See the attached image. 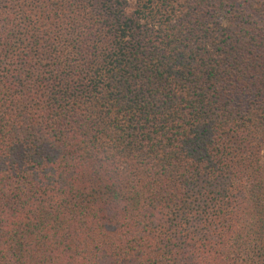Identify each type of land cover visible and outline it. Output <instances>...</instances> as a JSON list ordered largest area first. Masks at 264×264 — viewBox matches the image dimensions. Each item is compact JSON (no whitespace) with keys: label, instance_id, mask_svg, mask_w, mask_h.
Returning <instances> with one entry per match:
<instances>
[{"label":"trees","instance_id":"1","mask_svg":"<svg viewBox=\"0 0 264 264\" xmlns=\"http://www.w3.org/2000/svg\"><path fill=\"white\" fill-rule=\"evenodd\" d=\"M263 155L264 0H0V264H264Z\"/></svg>","mask_w":264,"mask_h":264},{"label":"rangeland","instance_id":"2","mask_svg":"<svg viewBox=\"0 0 264 264\" xmlns=\"http://www.w3.org/2000/svg\"><path fill=\"white\" fill-rule=\"evenodd\" d=\"M133 6V4H131V7ZM263 162H264V155H263Z\"/></svg>","mask_w":264,"mask_h":264}]
</instances>
